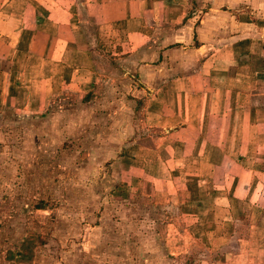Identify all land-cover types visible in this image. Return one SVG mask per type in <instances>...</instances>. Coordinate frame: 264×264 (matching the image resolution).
Returning a JSON list of instances; mask_svg holds the SVG:
<instances>
[{"label":"crops","instance_id":"0c3cea01","mask_svg":"<svg viewBox=\"0 0 264 264\" xmlns=\"http://www.w3.org/2000/svg\"><path fill=\"white\" fill-rule=\"evenodd\" d=\"M52 106L188 257L264 264V0H0V110Z\"/></svg>","mask_w":264,"mask_h":264},{"label":"rangeland","instance_id":"374dc122","mask_svg":"<svg viewBox=\"0 0 264 264\" xmlns=\"http://www.w3.org/2000/svg\"><path fill=\"white\" fill-rule=\"evenodd\" d=\"M78 117L72 131L77 115L56 106L0 110V264H203L198 248L188 257L167 238L180 227L158 226L163 211L99 158L103 146L88 145L87 110Z\"/></svg>","mask_w":264,"mask_h":264}]
</instances>
